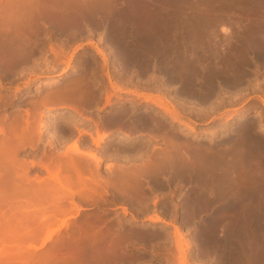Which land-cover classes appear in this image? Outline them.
<instances>
[{
  "label": "bare ground",
  "instance_id": "bare-ground-1",
  "mask_svg": "<svg viewBox=\"0 0 264 264\" xmlns=\"http://www.w3.org/2000/svg\"><path fill=\"white\" fill-rule=\"evenodd\" d=\"M204 1L206 2V0L190 1L192 2L190 4L195 3L193 7H196L193 8L196 9L197 13H195V18H197V20H195L194 25L193 20L191 22L188 20L191 16H189V14L195 12V10H189V6L187 5L188 0H157V10L154 14L149 11L139 12V39L137 45L134 41H129L130 39L126 33L128 25L119 23L120 25L113 28V32L117 36L116 47L114 49L112 47L111 49H106L104 47L103 49L95 44V48L98 52L102 53L105 60L112 51L115 53L113 56H116L118 53L121 54L120 57L125 62L134 61V56H137L138 65L142 72L145 70H154L156 72L157 79L161 81V84L157 82L159 90H163L165 85L176 84L186 90H201L205 95L215 94L221 90L220 85L224 84V79L230 80V77L234 79L238 75H243L239 74V70L244 67L242 60H244L245 51L252 48L250 50L258 51V53L264 55V25H260L254 28V30L250 29L252 34L250 33L251 35H249V38L247 36L243 37V35L239 37V34H241L239 30L241 29L238 30L236 28H240V22L244 18L238 21L240 24L237 22L239 26L235 22L237 24V26L235 25L236 28H234L235 26L233 25L234 31L238 33V35L236 33L234 34V31L230 33V24L228 25L229 22L226 23L228 19L225 21V17H223L227 12L225 10L228 9L220 12L219 10H216L217 12L214 11L216 14H213L218 16V18L213 17L211 16L213 14L209 12L210 8L208 10L209 3H211L212 0H207L210 2L204 4L205 6L203 5ZM227 1H229L231 5L237 4L236 0ZM173 2L179 4L180 8L183 4V10L188 6L187 10L191 13L186 10V12H189L187 14L180 8L178 9L180 11L173 10L172 8H177H171V3ZM212 2L217 1L213 0ZM224 2L221 1V3ZM257 2L256 4L259 5V3L262 4L264 0H257ZM80 3L86 5L88 2L87 0H0V67L6 69H11V67L16 68L14 66L17 61L19 62V59L24 57L25 54L32 52V45H35L33 37L37 38L41 33L50 31L49 27H53L52 19L57 11H64L65 9L63 6L65 4L76 5ZM92 3L94 4L97 2L93 0ZM226 4L224 3V5ZM263 5L264 4L261 6ZM210 6L212 8L217 7L216 3ZM219 6L221 5L219 4ZM238 6H240V4ZM205 7H207L208 14H206ZM240 7H238L239 14L237 13L236 15L242 13L240 12V10L242 11ZM249 7L246 8L249 9ZM224 8H226V6ZM254 8L253 10L251 9L252 12ZM243 9L244 11L247 10L245 8ZM255 9L257 11V8ZM262 9L263 8H261V11L264 12V9ZM175 11L182 14L177 17L174 14ZM252 12H249V14ZM231 13L229 11L228 14L231 15ZM260 14H262V17L264 16V13ZM260 14H255L258 19ZM233 15L235 14L233 13ZM251 16H245V19L248 17V19L251 18L254 20V18H252L254 15ZM231 17L230 19L232 20L233 17ZM240 17L242 18V16ZM257 17L255 19H257ZM191 18L193 19L194 16ZM134 20H136L135 17ZM234 20L233 18V21ZM233 21L232 24H234ZM254 21H251V23ZM44 22L48 23V26L44 25ZM179 22L183 24L187 23L185 24L187 28L190 24L193 25L194 28L189 26L190 30L186 31L184 29L187 28H182V30L179 31L180 27L178 26H182V23L177 26ZM218 23H222V29L228 35V38H225L226 40L233 38L237 46H244V50L242 49L235 57L232 55L225 56L218 50L217 45L219 41L216 38V27ZM253 25L252 23V26ZM247 26L248 25H246V27ZM26 29L28 30L27 32ZM242 30L244 29L242 28ZM244 31H246V29ZM246 32L248 33L249 31ZM227 35H225V37ZM248 39H250V41H248ZM117 46L118 49L116 50ZM235 52L236 51H234V53ZM221 55L223 58H229L225 60L226 65L223 68L226 69L222 71H220L222 65L220 62ZM240 62L242 63V67L237 70L240 67L238 64L241 65ZM67 63V65L70 64L69 62ZM229 71L231 74L228 73ZM46 73H50V71ZM222 73H227L226 77L229 76V78L222 79V77L225 76L222 75ZM256 79L254 78L252 81H256ZM229 80L225 83H230ZM169 82L171 83L169 84ZM248 82L249 80L247 83ZM2 84H4V82L0 81V86ZM249 84L250 83H248V85ZM55 85L56 82H54V78L50 77L46 87H42L41 84V87L36 89L39 92L42 91L41 94L37 91H35L37 94L31 93L35 94L33 95L35 97H31V103L28 104L30 106H28L25 111L22 112L21 103H15L14 105L16 107L12 108L9 113H2L0 115V133L4 135V137L0 139V264H100V262H102V264L105 262L104 264H106L111 261H113V263L118 262V264H124L128 257L135 261L136 257L134 259L133 256L138 254L135 253V250L137 251L138 249L135 248L136 243H134L133 239H144V237L146 238L149 235L163 236L165 232L161 229L156 231L153 225H149L146 222H144L146 223L144 225L143 222L140 223L138 217L133 213L135 210L133 209V211L131 208H134V206L130 207L132 211V216L130 215L132 220L131 218L125 219L118 217L110 222L105 221V224L98 226L92 224L87 217H83V219H78L73 225L71 223L72 226H70L67 225V219L61 217L60 222L57 220V214L66 210L65 206L59 208L61 205L58 206L57 203L67 198L69 192L76 193V195H80L83 199L91 200L94 199L95 196L97 197V194L104 195V193H102L104 191L99 190V187L104 186L103 188H107V186H110V188H114L116 191L112 193L116 194L117 198H120V200L126 199L129 205L135 203L138 205L140 202H144V205L139 206L142 208L145 206V203L148 205V203L152 201L151 198L154 195L158 193V195H160L162 190L166 193L167 189H171V187L174 186L172 182H175L176 179L178 181L179 179L184 182L187 181L192 184L191 186L188 184L191 193H188L189 190L187 189V193L190 196L188 197L186 193L188 199L186 202V209L183 210V213L187 217L199 218V220H201L202 224L200 229L202 231V244H200V247L209 252L211 251L209 256L206 257V262L208 261L211 263L213 260V262H217V264H264V168L261 166L254 168L257 165L254 166L256 163H253L255 160L253 158L254 156L255 158L257 156L256 160H262L258 155H264V144L263 142L262 144L260 143L262 137L259 138L258 142H255L258 140L257 137L260 136L257 135L255 138L256 134L252 132V128L258 131V127H253L254 122H252V120L246 121L243 119L245 121L236 124L234 127L229 124V126H224L221 129L218 127V129L216 127L213 129L210 128V130L206 129L207 131L205 132L208 134L207 138L209 140L201 142L197 140V143H194V140L192 141L190 138V140H188L184 136V138H182V136L180 137V133L176 131V129L178 130L177 125H174L171 127L172 138L165 141L164 146L161 148V152L158 153L157 156L155 155L153 156L154 158H152V156L149 158L150 154H148V159L144 164H132V167L131 165L129 167L125 165V167L123 164H117L118 167L115 165L116 168L112 163L108 164L107 167L113 169L110 171H113L116 176L114 174L109 175L115 176V179H112V177L107 178L106 174L103 176L104 173L100 174V170H96L97 168L95 171L90 169L88 157L95 160L96 167H99L102 157L96 152L82 149V144L80 143V145L77 139L70 144L67 151L65 150V153L64 151H57L61 155L63 153L65 157L61 156L59 153H56V155L44 154L38 161L31 160L32 165L39 163L48 171L51 177L50 179H53V182H50L45 177L38 176L39 174L33 175L34 177L32 176V178L28 176V161L19 157V151L21 149H25L26 147L34 148L38 145L44 129H47L49 133L48 137H52V141L55 140L56 142H63L64 135L62 129L71 131L70 129L73 125H78L77 129L79 132H84L89 135L96 144L106 143L109 145V140H113L114 144L122 143V145L125 144L135 149L136 147L146 148V145L151 143L149 140L143 141L140 138L125 134L119 136L118 139H109L106 138L108 135L107 132L103 130L101 133L99 129L101 134H98L97 137L92 132L82 129L81 126L83 125L79 126L75 117H77V115L84 116L83 102H85V98H80L78 95L79 92L72 90V88H67L65 90L56 89ZM118 89L122 90L121 87H118ZM30 90L33 89L29 88L28 91ZM239 90L238 88V91ZM165 93H168V91L166 90ZM31 94L25 95L28 96ZM4 98L6 97H4L0 91V103L5 102ZM162 99L161 97L154 98L151 95L147 96L148 102L164 110L166 116H168L173 123L184 125L185 127L182 129L188 128L192 134L194 133L196 135L200 134V132H204L198 130L196 125L198 123L196 121L185 118V116L182 117L185 115L184 113L182 116L180 115L179 111L182 109L181 112H184V110L183 104L177 100V96L172 97L171 100L177 102V106L178 103L181 104L182 108L179 105V111L176 105H173V102L172 104H166V101L164 102ZM168 99L169 98L166 100ZM110 101V95L108 94L106 97V104L111 103ZM42 106L45 107L48 112L55 109L57 106L64 107L66 108L64 112L66 114L64 116L58 115L55 120L53 119L45 123L42 116L44 113L45 115L47 113L41 110ZM148 108L149 107L146 106V111H148ZM254 115L251 117L254 118ZM261 122L263 123V120ZM262 123H260V130L264 132V124ZM233 129H235L236 132H233ZM186 132L188 133V131ZM253 133L255 134L254 136ZM259 134L261 135L262 132ZM196 135L193 136L195 137ZM232 135L236 137H232ZM53 144L55 143H52V145ZM69 150H72L74 155H87L88 157L86 158L88 160L86 161L85 158H82L83 156L81 158L85 159V161L76 158L73 153L70 155ZM143 150L144 149H142V151ZM129 151L132 152V150ZM135 152H137L136 149ZM120 153L121 150L114 152L115 155H119L122 157L121 159H124L122 156L124 153ZM78 155L77 157H79ZM261 157L263 156L261 155ZM143 177H147L149 180H152V182L150 181L144 186V183H147L146 181L148 179H145L146 181L142 183ZM28 181L31 182L30 185ZM36 181L39 183H36ZM178 181L177 184H175L176 186L180 187L184 185V183L178 185ZM26 183L27 185H25ZM168 191L167 193H169ZM63 196L65 197L61 199ZM111 199L109 198V200ZM149 199L151 201L148 202ZM114 201L116 202V200ZM174 204L175 203H173V206H175ZM179 204L181 207L183 203L181 202ZM165 205L167 204H163L162 207ZM74 206L78 211L86 208L81 204H77V201L76 203L74 202ZM31 207H33V209ZM139 207H137L138 211ZM122 208L125 213L129 211L127 209L128 207L123 206ZM31 209L33 212H31ZM104 214L101 216L103 221L104 217L106 220ZM205 216L208 218L207 220H204L203 217ZM117 219H119V221H117ZM147 219L151 222L163 223L162 228L165 224H171L174 227L177 237L176 244L181 253L179 262L182 264H190L186 249L190 246L191 242L183 241L184 232L182 231V226L172 223L159 214H151ZM63 225H67L66 227H68V229H66L64 233L62 231L57 233ZM104 229L107 231L105 232ZM201 235H199L198 238H200ZM46 243H48L47 247L44 246ZM42 246L46 247L42 248V250L44 249L43 251L40 250ZM67 246H72L73 250L68 253L67 251L63 252L62 249ZM197 246L199 247V245ZM194 248L198 249L196 247ZM37 249H39L40 252ZM35 250L39 253H36ZM118 251H120V254ZM86 254L91 258L90 260L85 259ZM194 259H196V261L198 260L196 257H194ZM196 261L193 263L201 264L199 260Z\"/></svg>",
  "mask_w": 264,
  "mask_h": 264
},
{
  "label": "flooded vegetation",
  "instance_id": "flooded-vegetation-1",
  "mask_svg": "<svg viewBox=\"0 0 264 264\" xmlns=\"http://www.w3.org/2000/svg\"><path fill=\"white\" fill-rule=\"evenodd\" d=\"M87 2L86 5L82 3L76 5L65 4L63 6L65 9L64 11H57L52 19L53 27H49L50 31L47 33H41L37 38L33 37L35 45H32V52L25 54L24 57H22L23 59L20 58L19 60L21 62L19 61V63L17 61L14 66L16 68L11 67V69H6L0 67V81L7 84L6 87L9 89L16 83L25 81L23 77H28V74H37V80L39 76H48L46 72L56 71L55 74H51L58 77L54 79V82H56V89L65 90L67 88H72V90L79 92L78 95L80 98H85V102H83L84 116L77 115L75 119L79 124H84L86 130L91 129V131L95 132V126H98L100 123L103 128H107L105 131L107 134H110L109 139H118L119 136L125 134L140 138L143 141H152V139H154L160 140L161 143H165L166 140L172 138V129L170 128L175 125L169 122L172 121L171 119L165 118V113L160 114V111L150 107L148 111H146V107L140 110L138 107L140 102L135 101V98L131 95H122V100L114 101L113 107L106 109V112H101L104 107L97 105L98 101L106 99L109 94L108 92L111 90L109 80H112V78L126 84L124 86L133 90L140 89V87H147L146 85L140 84L142 80L144 81L142 75L145 74L148 78L152 76L151 80L153 84L150 87L155 88L159 87V85L154 83V77L157 78L156 72L154 70H145L142 72L138 65L137 56H134V61L125 62L120 57L121 54L118 53L116 56H113L115 55L113 51L107 57L110 61L109 65H105L107 59H104L102 53L98 52L95 47L94 49L96 51H92V47L86 45L91 41H95L103 44V48L111 49L112 47L114 49L117 44V36L113 32V28L120 25L119 23L128 25L126 33L130 39L129 41H134L137 45L139 39V12L149 11L154 14L157 10V0H96L97 3L94 4L92 3L93 0H87ZM228 13L226 12L225 14L227 16H225L230 20H227V22L230 24L231 28H229V31L231 33L234 31L232 28L235 25L237 26L236 23L238 22L236 19L233 21V18L240 15H236L237 12L234 10H232V13L230 11L231 15ZM233 13L236 16L233 15ZM134 17L136 20H134ZM232 21L234 24H232ZM44 25L48 26V23L44 22ZM219 30L223 31L221 26H219ZM216 38L219 41L217 45L218 50L225 56L232 55L235 57L242 49L244 50V46H237L233 38L229 40L219 36H216ZM81 43L86 46L79 48V51L73 57L71 66H65V61L70 55L71 50ZM117 49L118 46L116 50ZM250 49L252 48L244 52L245 56L244 60H242L244 63L261 64L264 62V55ZM234 51L236 52L234 53ZM227 59L229 58H223L221 55L220 62L223 66L221 65L220 71L226 69L223 67H225V60ZM248 69L249 71L241 70L239 74H252V69ZM66 71L68 72L66 73ZM228 73L231 74L230 71ZM260 73L264 74V68L260 70ZM222 75L226 76L227 73H222ZM47 83L48 80H42V82L38 80L32 89L37 91L36 89L41 87V84L42 87H46ZM227 86L230 87V84L225 85L224 83L220 85V88L221 90L222 88L226 89ZM166 90L168 93L170 91L173 93L171 97L177 96V100L183 104L184 112H191L194 114L200 113V111H198L199 109H206L204 108L205 106L198 105L199 102L206 101L211 98V96L217 97L221 92V90H219L215 94L205 95L201 90H186L176 84L165 85L163 91L166 92ZM33 95L35 94L25 95L20 100V103L25 105L30 104ZM27 97L30 98L26 99ZM260 99L264 104V98ZM27 108L28 106H21L23 111ZM206 123L207 122H199V124ZM167 125H169L170 128H167ZM77 128L78 125H73L70 129V133L76 132ZM81 128L83 129V126H81ZM141 129H143V131L132 133L135 130ZM85 139L90 141L91 138L86 134ZM65 202L71 203V200L68 199ZM66 205L68 208L70 207L68 204ZM164 207L170 219H176L182 226L184 233L191 234L192 237L198 239V236L202 234L200 229L202 223L199 218L187 217L183 213V209H177V211H175L176 207L173 206L171 202ZM115 208L116 207H108L109 211L103 212L105 214H110L112 213L110 210H114ZM119 213H121L120 218L126 217V214H123V210L119 211ZM117 215V212H113L112 215L106 217L105 221L110 222ZM117 221H119V219H117ZM168 225L171 224H166L161 229L165 232L163 236L149 235L146 238L144 237V239H133L134 243H136L135 248L138 249L137 251L135 250V253L138 254L133 256L134 259L136 257L135 261L133 259H127L126 263L131 264L133 262L132 264H138L145 258H150L154 262H158L160 259L168 260V256L165 255L167 252L162 251V249H166L168 245L172 244L171 236L173 228ZM158 226L162 227V225ZM196 248L198 249L194 250L196 252H194L195 254H193V256L199 261L206 260V257L209 256L211 251L209 252L201 247ZM212 262L213 260L210 264H212Z\"/></svg>",
  "mask_w": 264,
  "mask_h": 264
},
{
  "label": "rangeland",
  "instance_id": "rangeland-1",
  "mask_svg": "<svg viewBox=\"0 0 264 264\" xmlns=\"http://www.w3.org/2000/svg\"><path fill=\"white\" fill-rule=\"evenodd\" d=\"M191 1V0H190ZM189 0H188V3H187V5L189 6V10L190 11H194L195 10V12H190L189 10H187L188 9V6L183 10V8H184V6H183V4L181 5V8H180V5L179 4H176V3H171V8L172 7H177L176 9L175 8H172L173 10H178L179 8L180 9H182L185 13H191V14H189V18H188V20H189V22H191L192 20H193V24L195 25V20H197V18H195V15L197 14L196 13V9H193V8H196L195 6L193 7V5H195V3L194 4H190V3H192V2H190ZM211 1V0H210ZM210 1H207L206 0V2L204 1V3H203V5L204 4H207V3H209ZM213 1V0H212ZM211 1V3H209L210 5L211 4H213V3H216V5H217V7H215V8H212L210 5H209V7H208V10H209V8H210V13H215L214 11H218L219 10V12L220 11H224L225 9H228V10H225V11H227V12H229V11H232V10H234V11H236L237 13H239V11H238V7H240L241 9H242V11L240 10V12H242V13H240V16H242V18L240 17V16H237V17H235L234 19H237V21H240V20H242L243 18L245 19L246 17L245 16H251V14H252V18H254V20H256V21H254V20H252L251 18L250 19H248V17H247V19H243L239 24L241 25V26H239V24H238V26L240 27V28H236V27H234V28H236V29H241V30H239V33H241V34H239L240 36L239 37H242V35H243V37H248L249 38V35H251L252 33L250 32L251 30H254V28H257V27H259L260 25H264V16L262 17V14H260V13H264L263 11H261V8H263L264 9V5L263 6H261L262 4H264V2L261 4V3H259V5L258 4H256V3H258L257 2V0H236V5L235 4H233V5H235V6H233V5H231V4H229V1H227V0H216L217 2H212ZM215 1V0H214ZM219 1V2H218ZM221 1L222 2H224L225 4L226 3H228V4H226V5H224V3H221ZM218 3V4H217ZM190 4V5H189ZM219 4L221 5V6H219ZM240 4V6H238ZM261 4V5H260ZM177 5V6H176ZM229 5V6H228ZM242 5H244V6H242ZM252 5V6H251ZM256 5V6H255ZM191 6V7H190ZM205 6V5H204ZM223 6V7H222ZM226 6V8H224ZM231 6V7H230ZM255 7V8H257V11H256V9L254 8V11L252 12V10H253V8H250L249 7V9L248 8H246V7ZM261 8H260V7ZM222 7V8H221ZM231 9H230V8ZM191 8V9H190ZM206 8V14H208L209 12L207 11V7H205ZM217 8V9H216ZM224 8V9H223ZM233 8V9H232ZM239 8V9H240ZM243 8H245V9H247L246 11H244V9ZM212 9H213V12H212ZM221 9V10H220ZM223 9V10H222ZM237 9V10H236ZM252 9V10H251ZM262 9V10H263ZM186 10L187 11H189V12H186ZM250 10V11H249ZM178 11H180V10H178ZM178 11H175L174 12V14L178 17L179 15H181L182 13H177ZM216 11V12H217ZM244 12V13H243ZM247 12H248V15H247ZM249 12H252V13H250L249 14ZM255 12V13H254ZM258 12H259V14H260V16H259V19H258V17L255 15L256 13H257V15H259L258 14ZM177 13V14H176ZM184 13V14H185ZM194 13V14H193ZM196 13V14H195ZM246 13V14H245ZM193 14V15H192ZM216 14V13H215ZM215 14H213V15H211V16H213V17H217L218 18V16H215ZM242 14V15H241ZM186 15V14H185ZM223 15V14H222ZM187 16V15H186ZM194 16V18L192 19L191 17H193ZM222 17V16H221ZM223 17H225L224 18V20L226 21V16H225V14L223 15ZM239 17H240V19H239ZM257 17V19H258V21H257V19H255ZM248 20H251V21H254V22H252L254 25L252 26V23H251V21H248ZM260 20V21H259ZM245 21H246V23H248V24H246L245 23ZM248 21V22H247ZM242 22H243V24H242ZM180 23H182V22H179V24H177V26L178 25H181ZM226 23H227V21H226ZM257 23V24H256ZM185 24H187V23H182V26H178V27H180L179 28V31L180 30H182V28L184 29V28H187L186 26H185ZM244 24H246V25H248L247 27H246V25H244ZM251 24V25H250ZM259 24V25H258ZM228 25H229V23H228ZM256 25V26H255ZM185 26V27H184ZM189 26H191V27H193L194 28V26L193 25H188V28L187 29H184V30H190V27ZM219 26H221V28H222V23L221 24H219ZM219 26H217L216 27V31H217V33H216V36H219V37H224V39L226 38H228V35L225 33V32H223V31H221V30H219ZM251 28H250V27ZM255 26V27H254ZM249 27V28H248ZM234 28H232V30H234ZM242 28L245 30L246 29V31H249L248 33L246 32V31H244V30H242ZM235 29V30H236ZM249 29V30H248ZM251 29V30H250ZM184 30H183V32H184ZM223 30V29H222ZM238 30H237V32H238ZM28 30L26 29V32H27ZM241 31V32H240ZM243 31V32H242ZM245 32V33H244ZM236 33V32H235ZM251 33V34H250ZM185 34V33H184ZM227 35L226 37H225V35ZM229 34V33H228ZM237 35H238V33H236ZM256 36H257V33H256ZM248 41H250V39H248ZM95 44L97 45V46H99L100 48H103V44H101V43H98V42H95V41H91V42H89V43H87L86 45L87 46H90V47H92V51H96L95 49H94V47H95ZM86 45H84L83 43H81V44H78L76 47H74L72 50H71V53H70V55L68 56V58L66 59V61H65V66H68L67 64V62H69L70 64H69V66H71V64H72V62H73V57H74V55L79 51V48L80 47H84V46H86ZM104 49V48H103ZM104 60V59H103ZM104 62H105V60H104ZM109 59L107 58V63L105 64V65H109ZM240 64L241 65H239L238 64V66H240L237 70H239L241 67H242V63L240 62ZM243 66L244 67H242V69L241 70H247V71H249V69L248 68H250V69H252V71H253V73L252 74H248V75H238V76H236V78H234V79H236V80H234L233 78H231L230 77V80L228 79L229 78V76H224V77H222V79H224V78H226V79H228L229 81H230V83H225L226 81H228V80H223V81H225V82H223V83H225V85H229L230 84V87L229 86H227L226 87V89H222L221 90V92H220V94L217 96V97H215V96H211V98H209V99H207L206 101H203V102H199V104L198 105H201V106H205L204 108H206V109H203V110H198V111H200V113H197V114H194V113H188V112H181L182 111V109L180 110V106H181V104H179L178 103V106H179V108H178V106H177V102H175L174 100H171L172 99V92L170 91L169 93H165L163 90H159V88L158 87H155V88H152V87H150L153 83H152V80H151V77L150 78H148V76L147 75H142V79H144V81L142 80L141 82H140V84L141 85H146L147 87L146 88H143V87H140V89H133V90H131V89H128L127 88V86H124V85H126V84H124V83H121V82H119V81H117L116 79H114V78H112V80H109V84H110V86H111V90L108 92L109 93V95H110V99H111V103H109V104H106V99H101L100 101H98V104L97 105H101V106H103L104 107V109L101 111V112H106V109H110V108H112L113 107V102L114 101H120V100H122V98H121V96L122 95H131L132 97H134L135 99V101H137V102H140V104H139V109L141 110L142 108H144V107H146V106H148V107H150V108H155V109H157L158 111H160V114L162 113V114H164V110H162V109H159V108H157L154 104H152V103H149L148 102V100H147V96L148 95H151L152 97H154V98H158V97H161V98H163L162 100L166 103V104H172V102H173V105H176V108H177V110L179 111V113H180V115L182 116V114L184 113L185 115H183L182 117H184L185 116V118H188V119H190V120H194V121H196V122H198V124H196L197 125V127H198V130H200V131H204L203 133H201L200 132V134H192V132H190L189 131V129L188 128H185V129H182V128H184L185 126L184 125H181V124H177V123H173L172 121H169L171 124H175V125H177V128H178V130L176 129V131H178L179 133H180V137L182 136V138H186V139H188V140H194L193 142L194 143H197L198 141H208L209 139L207 138V136H208V134L205 132V131H207V130H210V128L211 129H213V128H223L224 126H229V124H230V126H235L236 124H240V123H242L243 121H250V120H252V122H254L253 123V127H258V131H256L257 129H253L252 128V132H255V134L253 133V136L255 135V138H256V136L258 135V136H260V137H257V139L258 140H256L255 142H258L259 141V138H261V141H260V143L262 144V142H263V144H264V132L263 131H261L260 130V127H261V124L260 123H262L261 121L263 120V123L262 124H264V104L260 101L261 99L260 98H264V74H262V73H260V70H262L263 68H264V62H262L261 64L259 63V64H255V63H247V62H243ZM110 68V67H109ZM246 68V69H245ZM241 70H239V71H241ZM55 72L56 71H51L50 73H46V75H48V76H39V78L36 80V77L38 76L37 74H28V77H23V79H25V81H23L22 83H16L15 85H13V86H11L9 89L6 87V85L7 84H2L1 86H0V91H1V94L4 96V97H6V98H4V101L5 102H1L0 103V115L3 113V114H6V113H9L11 110H12V108H15L16 106L14 105L15 103H19L20 104V100L25 96V94H31V93H36L35 91H33V90H30V91H28V89L30 88H33L34 87V85H35V83H37V81L38 80H41V82H42V80L44 81V80H49V78L50 77H53L54 79H57L58 77L57 76H53V75H51V74H55ZM68 71H66V73H67ZM253 74H255V75H253ZM255 76V77H253V76ZM251 78H249V77ZM249 78V79H248ZM256 79V81L254 80V81H252V79ZM154 79H155V81H154V83L156 84V85H158V83L159 84H161V81L159 80V79H157L156 77H154ZM243 81H242V80ZM234 80V81H233ZM238 80V81H237ZM245 80V81H244ZM249 80V82L248 83H250L249 85H248V83H247V81ZM160 81V82H159ZM232 81V82H231ZM235 81H237V82H235ZM240 81V82H239ZM114 82V83H113ZM158 82V83H157ZM239 82V83H238ZM244 82V83H243ZM255 82V83H254ZM34 83V84H33ZM171 82H169V84H170ZM236 83V84H235ZM237 83H238V85H241V86H238L237 85ZM245 83H247V84H245ZM244 84V85H243ZM171 85V84H170ZM237 88H236V87ZM2 87V88H1ZM118 87H121L122 88V90H119L118 89ZM238 88L240 89L239 91H238ZM244 88V89H243ZM18 89V90H17ZM162 91V92H161ZM37 92H39V91H37ZM140 92V93H139ZM42 93V91L41 92H39V94H41ZM37 94V93H36ZM165 95H166V97H165ZM168 95V96H167ZM170 95V96H169ZM35 96H33V98H34ZM171 97V98H170ZM30 98V97H29ZM28 97L26 98V99H29ZM167 98H169L168 100H169V103H168V100H166ZM170 100H171V102H170ZM8 102V103H7ZM174 102H175V104H174ZM117 104V103H116ZM21 106H23V107H27V106H30V105H25V104H22L21 103ZM2 107V108H1ZM253 107V108H252ZM42 109L41 110H44V111H46V115H45V113H44V117L42 116V118H44L43 119V121L45 122V123H48L50 120H55L57 117H58V115L59 116H64L66 113H64L63 111H65L66 110V108H64V107H59V106H57L55 109H52L50 112H48L47 110H46V108L45 107H41ZM181 108H182V106H181ZM246 110V111H245ZM22 112H23V110H22ZM13 113V112H12ZM12 113H11V115H12ZM84 114V113H83ZM255 114V115H254ZM253 115H254V118H252L253 117ZM256 115H257V117H256ZM262 115V116H261ZM252 116V117H251ZM242 117V118H241ZM251 117V118H250ZM165 118H167V119H169L167 116L165 117ZM247 118H249V119H247ZM261 118V119H260ZM243 119H245V120H243ZM258 119V120H257ZM261 120V121H260ZM237 121V122H236ZM240 121V122H239ZM199 122H207L206 124H199ZM258 122H260V123H258ZM225 123V124H224ZM256 123V124H255ZM255 124V125H254ZM257 124H258V126H257ZM260 124V125H259ZM80 125H83V129H85L86 127H85V125L84 124H79V126ZM222 126V127H221ZM95 128H96V131L95 132H93V131H91V129H87V130H89V131H91L95 136H97L98 137V134H101L102 133V131L103 130H105V129H107V128H103L101 125H100V123H99V125L98 126H95ZM109 128H111V127H109ZM108 128V129H109ZM167 128H170V126L169 125H167ZM217 128V129H218ZM101 131V133H100V131ZM170 129H172V128H170ZM180 129H182L183 131H185V132H183L182 130L181 131H179ZM207 129V130H206ZM97 130H98V132H97ZM255 130V131H254ZM62 131H63V135H64V139H63V142H59V141H55V140H53L52 141V137H48L49 136V133H48V131H47V129H44V132H43V134H42V138H41V140H40V142L38 143V145L36 146V147H34V148H31V147H26L25 149H21L20 151H19V157L20 158H24V159H26L27 161H28V165H29V168H28V170H27V174H28V176H30L31 178H32V176L34 175L35 176V174H39L38 176H40V177H45L46 179H48V181H50V182H53V179H50L51 177L49 176V173H48V171L45 169V168H43L39 163H36V164H34V165H32V163H31V160H36V161H38L39 160V158L42 156V155H44V154H51V155H56V153H59V152H63L64 151V153L67 151V148L70 146V144H72L73 142H74V140L76 141L77 139H78V142H79V144L81 145V148L82 149H85V150H91V151H93V152H96L98 155H100L101 157H102V161H101V163H100V165H99V167H96V162H95V160L93 159V158H90V157H88L87 155H82V156H79L78 154V156L79 157H77V155H74V152L72 151V150H69V152H70V155H72L71 153H73V155L74 156H76V158H80V159H82V158H85L86 159V161L88 160L86 157H88L89 158V161L90 162H88L90 165H89V167H90V169L91 170H94L95 171V169L96 170H100L99 172H100V174H103V176L106 174L107 176V178L108 177H112V179H115V176H116V174H114L113 173V171H110V170H113V169H109L108 167H107V165L108 164H110V163H112L113 164V166L115 167V165L118 167V165H122L123 164V166H130L131 165V167L133 166L132 164H136L137 165V163L139 164V163H141V164H144L145 163V161H147V157H148V154H150L149 156V158H151V156H152V158H154L153 156H157L158 155V153H160L161 152V148L164 146V143H161L160 142V140H154V139H152V141H151V143L149 144V145H146V148H142V147H140V148H135L136 149V151L137 152H135V149L134 148H130L129 146H127V145H125L124 143V145H122V143H113V140H109L110 141V143H109V145H107L106 143H100V144H96L92 139H90V141H87V143H86V140L84 139V137H85V133L84 132H79V130L77 129L76 130V132L74 131L72 134L70 133V131H68V130H63L62 129ZM139 131H143V129H141V130H135V131H133L132 133H135V132H139ZM186 131H188V133H190V134H188ZM233 132H236V130L235 129H233L232 130ZM220 132V131H219ZM262 132V134L260 135L259 133H261ZM131 133V134H132ZM182 133V134H181ZM83 136H82V135ZM205 134V135H204ZM186 135V136H185ZM188 135V136H187ZM193 135H196L195 137L193 136ZM204 135V136H203ZM236 135V134H235ZM235 135H232V137L234 136V137H236ZM82 136V137H81ZM87 136H89V135H87ZM184 136V137H183ZM194 138H192V137ZM206 136V137H205ZM4 137V135L3 134H1L0 133V139L1 138H3ZM66 137V138H65ZM90 137V136H89ZM110 137V134H108L107 136H106V138H109ZM200 137V138H199ZM204 139H202V138ZM216 137V136H215ZM190 138V139H189ZM263 139V140H262ZM65 140V141H64ZM85 140V141H84ZM198 140V141H197ZM165 141V140H164ZM254 141V140H253ZM89 142V143H88ZM52 143H55L56 144V147H55V144H53L52 145ZM113 143V144H112ZM84 145V146H83ZM87 145V146H86ZM124 147H126V148H124ZM119 148V149H118ZM128 148H129V150H132V152L131 151H129L128 150ZM128 151H127V150ZM134 149V150H133ZM139 149H140V151H139ZM142 149H144L143 151H142ZM146 149V150H145ZM160 149V150H159ZM66 150V151H65ZM117 150H121V153H124V155H122L123 156V158L124 159H121L122 157H120L119 155H115L114 154V152L115 151H117ZM147 150H148V152H147ZM159 150V151H158ZM57 151H59V152H57ZM68 152V153H69ZM112 153V154H111ZM120 153V154H121ZM60 154V153H59ZM61 155V154H60ZM261 155L264 157V155L263 154H260V156L258 155V157L261 159L262 158V160H256V158H257V156H256V158H255V156L253 157L255 160L253 161V163L255 162L256 164H254V166L255 165H257L256 167H254V168H258L259 166H261V167H263L264 168V159H263V157H261ZM61 156H63V157H65L64 156V154L62 153V155ZM82 157V158H81ZM146 160H145V159ZM85 159H82V160H84L85 161ZM126 159V160H125ZM125 160V161H124ZM128 160V161H127ZM143 160H144V162H143ZM130 161V162H129ZM132 162V163H131ZM134 162V163H133ZM129 163V164H128ZM131 163V164H130ZM118 164V165H117ZM128 164V165H127ZM140 164V165H141ZM125 166V167H126ZM116 168V167H115ZM118 169V168H117ZM102 172V173H101ZM109 174H114L115 176H112V175H109ZM36 175V176H37ZM33 176V177H34ZM144 179L142 180V183H144L148 178L147 177H143ZM146 179V180H145ZM182 179V178H181ZM52 180V181H51ZM183 180V179H182ZM31 181H33V180H31ZM152 182V180H147L146 182L147 183H144V186H146L147 184H148V182ZM174 181V180H173ZM177 179L175 180V182H172V185L174 184V186H172L171 187V189H167V191L170 193H167V191H166V193L164 192V190H162L161 192H160V195H154L151 199H152V201L149 199L148 200V202L149 201H151V202H154V203H151V202H149L148 203V205H146L147 203H145V208L144 207H139V206H141V205H144L142 202H138L139 204L138 205H136V203L135 204H133V205H129V204H127V200L126 199H121L120 200V198H117V195L116 194H114V193H112L113 191L114 192H116L115 191V189L114 188H110V186L108 187L107 186V188H103L104 186H101V187H99V190H103L104 192H102V193H104V195H102V194H100L101 196H103V197H101L99 194H97V197L95 196V200L94 199H91V200H89V199H83L80 195L78 196V194L76 195V193H70L69 192V196L67 197L66 195H67V193H66V197L67 198H64L65 196H63L61 199H63V200H60L58 203H57V205L59 206V205H61V206H59V208L60 207H62V206H65V209L66 210H64L62 213L60 212L59 214H57V220L60 222V220H61V217L62 218H64V219H67L66 221H67V225H70V226H72L73 225V223H75L76 221H78V219L80 220V219H83V217L85 218V217H87V219L90 221V222H92V224H94V225H103V224H105V217L104 216H106L107 217V215L108 216H110V215H112L113 214V212H117V216L115 217V218H118V217H120V215H121V213H119V211H121V210H123V206H125V207H128L127 209L129 210L127 213H125L124 212V210H123V214H126V217H124L125 219L126 218H131V220H132V217H130V215H131V208H132V210L134 209L135 211H136V208L137 207H139V211H138V208H137V213L134 211L133 213L138 217V219L140 220L139 222L140 223H142L143 222V225L144 224H146V223H149V225H153L154 227V229H156V231H159L160 229H162V227H160V226H158V225H163V223H160V222H151L150 220H148L147 219V217L149 216V215H153V214H159V215H162V216H164L167 220H169V221H171L172 223H174V224H176V225H178L179 226V223H178V221L176 220V219H170V216L166 213V210H165V208L164 207H162L163 206V204H168L169 202H171L172 201V203H175L174 205H175V207H176V209H175V211H177V209H186V202H187V199H188V197L190 196L188 193H191L190 191V189H189V185L191 186L192 184L191 183H189V182H187V181H181L180 179H179V181H178V185L179 184H183L184 183V185H182V186H176L175 184H177ZM29 182V181H28ZM34 182H35V180H34ZM43 182H44V180H43ZM30 183L31 182H29V185H30ZM33 183V182H32ZM36 183H39L38 181H36ZM55 183V182H54ZM57 183V182H56ZM187 183V184H186ZM35 184V183H34ZM146 184V185H145ZM189 184V185H188ZM25 185H27V183L25 184ZM57 185H58V183H57ZM186 185H187V187H186ZM112 187V186H111ZM174 187V188H173ZM103 188V189H102ZM110 188V189H109ZM106 189V190H105ZM173 189V190H172ZM189 191H188V190ZM109 190V191H108ZM108 191V192H107ZM171 191V192H170ZM183 191V192H182ZM187 191H188V193H187ZM68 192V191H67ZM164 192V193H163ZM176 192V193H175ZM179 192V193H178ZM112 193V194H111ZM186 193L188 194L187 196H186ZM72 195V197H71V195ZM164 194V195H163ZM181 195V196H180ZM112 196H113V198H112ZM176 196V197H175ZM116 197V198H115ZM71 198H72V200H71ZM82 198V199H81ZM107 198V199H106ZM109 198L111 199V200H109ZM115 198V199H114ZM172 198V199H171ZM178 198V199H177ZM71 200V203H67V202H64V201H66V200ZM119 199V200H118ZM170 199V200H169ZM73 200H74V202L76 203V201H77V204H81L82 206H85L86 208L85 209H81L80 211H78L76 208H75V206H74V202H73ZM93 200H94V202H93ZM114 200H116V202L114 201ZM118 200V201H117ZM122 200H123V203H122ZM126 200V201H125ZM176 200V201H175ZM121 201V202H120ZM165 201H166V203H165ZM164 202V203H163ZM183 203L182 205H181V207H180V204L179 203ZM163 203V204H162ZM66 204H68V206H70L69 208L68 207H66L67 205ZM127 206H126V205ZM161 204V205H160ZM183 205H185V206H183ZM131 206H134V208L133 207H131ZM147 206V207H146ZM88 207V208H87ZM108 207H116L114 210H110L112 213H110V214H104V212H102L103 210L104 211H109V209H108ZM131 207V208H130ZM136 207V208H135ZM160 207H162V208H160ZM32 209H33V207H31ZM64 208V207H63ZM63 208H62V210H63ZM67 208H68V210H67ZM130 208V209H129ZM143 210H141V209ZM146 208H147V210H146ZM164 208V209H163ZM31 209V210H32ZM158 209H159V211H158ZM161 209V210H160ZM30 210V211H31ZM158 212H157V211ZM29 211V212H30ZM34 211H35V209H34ZM66 211V212H65ZM31 212H33V210L31 211ZM165 212V213H164ZM102 213V214H101ZM104 214V221H103V219H102V215ZM58 215H59V218H58ZM65 215V216H64ZM183 215V214H182ZM132 216V215H131ZM65 217H67V218H65ZM114 218V219H115ZM204 218V220H207L208 218H206V216L205 217H203ZM144 222H146V223H144ZM70 223V224H69ZM71 223H72V225H71ZM153 223V224H152ZM178 223V224H177ZM67 225H63V226H61V228L59 229V231H57V233H60L61 231L64 233L65 231H66V229H68V227H66ZM166 225V224H165ZM57 226V225H56ZM69 226V227H70ZM169 227H172L173 228V232H172V236H171V238H172V244L171 245H168L167 246V248L166 249H162V251L163 252H167L165 255L166 256H168V260H164V259H160L158 262L156 261V262H154L152 259H150V258H145L144 260H142V262H140V263H138V264H165V263H167V264H182V263H180L179 262V259H180V256H181V253H180V250H179V248L177 247V244H176V242H177V237H176V234H175V229H174V227L172 226V225H168ZM128 227V226H127ZM105 228V227H104ZM148 228H150V227H148ZM151 228H152V226H151ZM150 228V229H151ZM149 229V230H150ZM104 231H105V229H104ZM107 231V230H106ZM105 231V232H106ZM183 231V230H182ZM184 232V231H183ZM184 235V239H183V241H188L189 243H190V246L186 249V253H187V256H188V260H189V263L190 264H198V263H193V262H195L196 261V259H194V256H193V254H194V250H195V248L194 247H198L197 245H199V247H200V244H202V235L200 236V238H198V239H195L194 237L192 238V235L191 234H187V233H183ZM195 239V240H194ZM200 239V240H199ZM192 240V241H191ZM200 241V242H199ZM196 242H198V243H196ZM49 243V242H48ZM48 243H46L44 246H48ZM195 244V245H194ZM44 246H42V247H40V250H42V248L44 247ZM46 247H44V248H46ZM72 248V246H67V247H65L64 249H62V251L63 252H66L67 251V253L69 252V251H72L73 250V248ZM185 248H186V246H185ZM39 252H40V250L39 249H37ZM37 250H35V252L37 253L38 251ZM44 250V249H43ZM42 250V251H43ZM38 252V253H39ZM118 253L120 254V251H118ZM163 254V253H162ZM88 254H86L85 255V259H88V260H90L91 258L89 257V256H87ZM128 259H130V257H128ZM195 260V261H194ZM192 261V262H191ZM198 261V260H197ZM196 261V262H197ZM112 262V263H111ZM111 262H109V263H106V264H118V262H114L113 263V261H111ZM201 264H210L208 261L206 262V260H204L203 262L202 261H199ZM105 262H103V264H104ZM217 264V262H213L212 264ZM100 264H102V262H100ZM124 264H128V263H124Z\"/></svg>",
  "mask_w": 264,
  "mask_h": 264
}]
</instances>
